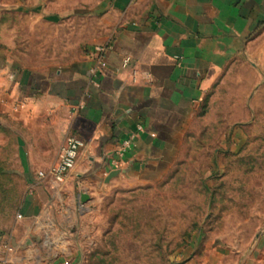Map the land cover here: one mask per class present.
I'll use <instances>...</instances> for the list:
<instances>
[{
    "label": "crops",
    "instance_id": "obj_1",
    "mask_svg": "<svg viewBox=\"0 0 264 264\" xmlns=\"http://www.w3.org/2000/svg\"><path fill=\"white\" fill-rule=\"evenodd\" d=\"M65 20L83 44L66 65L33 71L0 46V142L15 138L25 184L0 264H74L67 221L82 194L114 171L142 183L169 171L209 90L264 29V0H0L11 45L26 42L18 28ZM71 136L85 146L60 184L50 172Z\"/></svg>",
    "mask_w": 264,
    "mask_h": 264
},
{
    "label": "rangeland",
    "instance_id": "obj_2",
    "mask_svg": "<svg viewBox=\"0 0 264 264\" xmlns=\"http://www.w3.org/2000/svg\"><path fill=\"white\" fill-rule=\"evenodd\" d=\"M73 29L36 22L18 28L26 42L11 45L0 27V46L39 72L79 53ZM14 144L8 134L0 142L1 228L25 191ZM90 190L67 221L79 246L74 264H264V29L209 90L169 171L147 183L115 176Z\"/></svg>",
    "mask_w": 264,
    "mask_h": 264
},
{
    "label": "built area",
    "instance_id": "obj_3",
    "mask_svg": "<svg viewBox=\"0 0 264 264\" xmlns=\"http://www.w3.org/2000/svg\"><path fill=\"white\" fill-rule=\"evenodd\" d=\"M98 52H104V49L98 48ZM130 64V59L126 58L123 61V67L126 68ZM129 142L125 143V146H128ZM85 144L82 140L75 136L68 137L65 141L63 148L61 149L58 162L51 169V176L57 183H64L67 175L76 168L77 161L81 150L84 148ZM41 177L44 176V173L39 174ZM18 218H21L18 215ZM8 251H12L8 248Z\"/></svg>",
    "mask_w": 264,
    "mask_h": 264
},
{
    "label": "water",
    "instance_id": "obj_4",
    "mask_svg": "<svg viewBox=\"0 0 264 264\" xmlns=\"http://www.w3.org/2000/svg\"><path fill=\"white\" fill-rule=\"evenodd\" d=\"M118 174L119 173L117 171H114V172L110 173V175L107 177V179L105 181L107 182L112 177L118 176ZM89 200H90V198H89L88 195H86V194H82L81 195V202H82V204H87Z\"/></svg>",
    "mask_w": 264,
    "mask_h": 264
}]
</instances>
